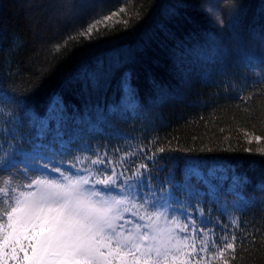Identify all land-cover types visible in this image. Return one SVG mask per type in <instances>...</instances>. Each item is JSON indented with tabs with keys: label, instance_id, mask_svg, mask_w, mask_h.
Here are the masks:
<instances>
[{
	"label": "trees",
	"instance_id": "16d2710c",
	"mask_svg": "<svg viewBox=\"0 0 264 264\" xmlns=\"http://www.w3.org/2000/svg\"><path fill=\"white\" fill-rule=\"evenodd\" d=\"M67 4L72 5L71 17L63 9ZM237 4L239 41L206 14V0H0V129L12 120L7 127L16 137L6 144L0 132V148L7 150L10 144L20 151L37 142L32 114L49 113L58 96L66 108L64 122L96 123L100 130L88 151L76 149L68 156L70 162L82 159L83 167L92 168L97 155L106 156L109 172L130 173L147 163L157 188L173 168L172 157L179 163L176 182L183 180L182 157L221 158L238 177H247L239 191L250 203L225 194L223 185L219 199L230 200L227 211L214 205L216 212L197 240L207 232L209 245L218 248L235 236L234 253L226 251L215 264L225 259L229 264H264V154L259 151L264 149V39L249 37L250 30L264 35V0H229L224 13ZM224 19L227 23L226 15ZM213 38L226 55L178 70L173 60L177 46L183 51ZM138 43H143L142 51ZM122 45L134 49L133 58L117 63L109 53ZM100 61L103 68H97ZM248 63L254 66L246 67ZM83 66L100 73L98 87L77 77ZM126 71L132 73L140 107L135 114L109 116L107 106L121 100ZM5 93L19 98L20 106L5 101ZM256 136L261 140L249 143ZM160 148L166 151L158 153ZM154 153L156 160L145 159ZM23 182L0 176V207L7 206ZM221 216L226 219L221 220L222 234L216 229Z\"/></svg>",
	"mask_w": 264,
	"mask_h": 264
},
{
	"label": "snow or ice",
	"instance_id": "6c2138e0",
	"mask_svg": "<svg viewBox=\"0 0 264 264\" xmlns=\"http://www.w3.org/2000/svg\"><path fill=\"white\" fill-rule=\"evenodd\" d=\"M228 2L217 0L216 4L203 10L210 17L215 16L221 28L227 26L233 38L239 41V4L226 13L220 11V5ZM64 7L71 17L72 5ZM223 15L227 16V23ZM94 27H88L87 33L91 34ZM136 48L142 51L143 43H138ZM133 53L134 49L130 46L122 45L112 49L109 55L119 63L121 58L124 62L130 61ZM223 55H226V50L215 38L210 44L184 48L183 51L177 46L173 50L174 63L181 72L186 64L222 58ZM245 66L251 68L254 65L248 63ZM97 68H103V61L98 63ZM81 75L93 87L99 86V72L89 71L87 66H83L77 77ZM131 79L130 71L123 73L120 81L121 100L107 106L109 116L135 114L140 107ZM4 100L20 106L19 98L7 93L4 94ZM49 108L52 112L66 113L62 98L58 96L53 97ZM96 108L103 116L100 106ZM103 121H106L104 116ZM12 123V120H8L5 128L0 129L6 144L16 141L13 131L7 127ZM32 124L36 129L37 141L49 136L52 138L51 143L58 142L61 145V142L66 141L62 120L52 127L49 120L32 114ZM252 139L259 142L261 137H252L249 143ZM51 143L46 145L37 142L32 145L31 151L23 153L10 144L7 150L0 148V176L9 174L14 180L22 178L26 182L24 191L14 196L6 207H0V264H215L225 256L226 251L232 250L234 253L235 236L232 237L233 242L225 239L222 247L218 248L215 244L209 245L207 232L203 233V240H197L201 229L210 223L202 213L205 197L220 205L223 212L227 211V201L219 199L223 181L228 179L226 171L209 167L202 159L182 157L184 182L181 184L175 181V169L179 163L177 158L172 157L173 168L165 181L159 182L155 178L161 183L162 191L152 186L154 177L147 163H141L136 171L130 173L115 168L109 172L106 156L97 155L91 160L92 168L83 167L84 161L80 158H73L71 164L65 166L45 155V150L52 151ZM70 148L71 144L60 152V156L70 155ZM90 148V145H86L85 151ZM165 151L164 148L158 149V153ZM244 151L249 152L250 149ZM259 151L264 154V149ZM21 155L23 159L18 158ZM156 157L157 153H154L145 159L154 161ZM54 173H59L61 182L52 178ZM41 175L49 178L42 179ZM194 179L206 191L197 189L192 184ZM217 180L219 184L215 183ZM247 182V177L233 175L225 194L236 195L243 203H250L239 191L242 184ZM260 187L264 188V185ZM173 190L187 193L189 201L195 200L201 208L195 209L190 202L186 207L182 206L183 202L173 195ZM3 191L0 188V192ZM239 207V204H233L234 209ZM129 208L138 217L134 227L120 223ZM177 215L183 223H180ZM162 218L164 225L160 224ZM223 264H229L228 260L225 259Z\"/></svg>",
	"mask_w": 264,
	"mask_h": 264
},
{
	"label": "rangeland",
	"instance_id": "374dc122",
	"mask_svg": "<svg viewBox=\"0 0 264 264\" xmlns=\"http://www.w3.org/2000/svg\"><path fill=\"white\" fill-rule=\"evenodd\" d=\"M216 3H217V0H206V7H208L209 5H214ZM225 5L226 4L220 5V11L222 12V14L224 13ZM63 9L65 10V15H67L68 9H66V7L64 8V6H63ZM212 18L215 20V16H212ZM223 18H224V15H223ZM215 22H216V20H215ZM249 35H250L249 37H251L253 39H255V38L257 39L259 37H260V39H264L263 34H262L263 36H261V35H258L257 33H255L254 31H251V30L249 32ZM232 44H234V43H232ZM232 47L237 48L238 46L236 44H234ZM212 61H215V60L212 59ZM217 61H219V60H217ZM40 117H43V118L49 120L51 122L52 127H55V125L58 121H61V120L63 121L64 132H65L64 139L66 141L61 142V145L58 142L57 143H51L52 138H51V136H49L47 141H44L41 143H44L46 145L51 143L52 151L45 150V155L50 157L53 161H56L58 163L62 162L65 166H68L69 164H71V162L68 161L69 155L60 156V152L64 149H67L70 144H71L70 152H72L73 150H76V149L79 150L81 148H85L86 145H91L92 142L95 140L97 134L100 131L98 129V125L96 123H89V124L84 125V123H81V122H73V123L68 124V123L64 122L63 114H61L60 111L52 112L50 110L49 113H47L46 115L40 116ZM37 142H39V141H37ZM37 142H35V143H37ZM35 143H33V144H35ZM32 145L27 149H21L20 152L23 153V152L31 151ZM78 152H80V151H76V153H78ZM18 158L23 159V156L21 155ZM197 159H199V158H197ZM202 160L206 161V163L208 164L209 167L214 166L218 169H222L223 171H226L228 179L223 181V185L228 189L229 185L231 184L232 176L236 175L235 172L233 171V169L230 168L229 163L226 162L225 160L221 159V158H209V159L202 158ZM28 162L31 163L30 160ZM41 163H43V162H41ZM189 163H193V162L189 161ZM196 163H199V162H196ZM205 171H207V169H205ZM65 174L68 175L69 173L65 172ZM221 174H223V172ZM40 178L48 179L49 177H47V175H41ZM52 178L57 179V182L62 181V177L59 176V173H54ZM178 182L182 184L184 181L181 180ZM215 183L219 184L220 181L217 180V181H215ZM192 184L197 189H200L202 191H206L204 186L201 183H198L195 179L192 181ZM153 187H155V186H153ZM166 187H167V185H165V188ZM25 189H26V182H23L22 184L18 185V187L15 186V191L14 192L12 191V192L14 193V196H16V195H19V193L21 191H24ZM157 189H161L162 191L164 190L161 187H157ZM222 189H224V188H222ZM173 195L177 199H179L180 201L183 202L182 206H184V207H186L187 204L190 202L195 209L201 208V205L197 204L195 200L189 201L187 193H184L182 190H173ZM14 196H13V198H14ZM221 200L227 201L228 203L230 202V200H227V198H222ZM214 205L217 206V208ZM218 206H219L218 204L210 202L208 200V198L205 197L204 203L202 205L203 216L207 220H209L211 215H212V211L216 212L214 209L216 208L218 210ZM188 210L192 211V209H188ZM217 214H215V215H217ZM137 219H138V217L133 215V210L131 208H129V210L126 213H124V217L120 221V223H125L126 227H134V223ZM177 219L180 220V223L184 222L182 219H180V217L178 215H177ZM221 220L223 222V221H226V219H223V216H221V218L218 221V225H216V229H218L220 231V234H222V231H223L222 229H223V227H225L223 224H221L222 223ZM128 221H131L132 223H128ZM160 224L161 225L165 224V221L163 218L160 220ZM174 226L175 225H173V227ZM201 232H202V229H201Z\"/></svg>",
	"mask_w": 264,
	"mask_h": 264
}]
</instances>
